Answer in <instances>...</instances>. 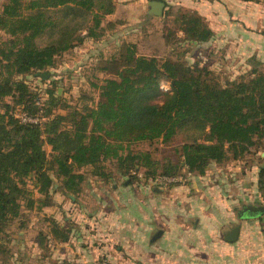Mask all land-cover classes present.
<instances>
[{"label":"trees","instance_id":"obj_1","mask_svg":"<svg viewBox=\"0 0 264 264\" xmlns=\"http://www.w3.org/2000/svg\"><path fill=\"white\" fill-rule=\"evenodd\" d=\"M114 4V0H5L0 6V33L6 36L0 47V234L20 216L22 206L38 211L50 207L53 177L64 195L80 191L85 178L77 170L90 168L93 176L106 177L101 163L109 160L119 175L128 178L137 177L143 168L149 170L143 171L149 182L176 177L178 166L171 164L155 176L157 164L149 153L130 151L133 143H168L184 132L182 167L190 176H203L211 164L239 161L264 140L263 72L252 69L251 79L221 85L206 69L138 56L134 43L98 68L113 78L93 86L99 98L94 107L62 106L53 85L40 99L22 78L46 79L56 59L89 39L98 40L104 31L101 18L114 13ZM192 16L177 18L179 31L184 40L207 43L212 31L202 17ZM162 83L169 87L165 93ZM13 108L38 122H20ZM57 108L70 110L54 114ZM257 177L264 202V162ZM26 179L33 180L42 199L31 197L24 187ZM50 233L55 241L68 240L67 231L57 223Z\"/></svg>","mask_w":264,"mask_h":264},{"label":"rangeland","instance_id":"obj_2","mask_svg":"<svg viewBox=\"0 0 264 264\" xmlns=\"http://www.w3.org/2000/svg\"><path fill=\"white\" fill-rule=\"evenodd\" d=\"M129 3L130 1H125L124 7L119 9L117 16L101 18L104 31L98 40L89 39L75 51H70L56 59L54 68L48 71V78L40 79L34 75H28L22 80L32 91H37L40 99L44 96V90L49 85H53V90L61 97L62 106L76 107L79 110L83 107H94L99 98L98 89L93 86H99L103 80L113 78V75L100 72L98 68L104 65L106 60L122 53L124 46L132 43L135 44L138 56L155 57L159 61L170 60L184 66L206 69L212 74L214 80L221 85H225L227 81L251 79L253 77L251 75L252 69L264 73V0L246 6L240 4V7L232 8L233 11L229 13V26L222 34L219 33L221 35L219 41L213 42L212 37L210 41L204 44L184 40L183 33L179 31L177 18L180 19L182 15H186L187 18L188 16L193 17L191 10L183 7L178 9L166 4L161 18L146 14L140 16L139 13L145 7L138 8L139 12L131 11L133 19L144 21L143 31L141 34L136 32L131 36H128L129 33L126 31L125 38L120 37L119 32L122 30H118L117 27L120 26L119 23H122L123 19L127 21L126 23L123 22L124 25H129L125 29L130 30L133 27V24H128L132 15H129L125 8V5ZM237 9H240L239 16L234 14L239 11ZM148 30L150 32L155 31V33L148 34ZM160 32L163 35L161 38H159ZM147 35H150L151 39ZM5 39L6 36L0 33V47H2ZM45 41L46 38H42V43ZM168 89L167 83L161 84L162 93ZM5 101L12 106L13 103L10 98L5 99ZM69 110L57 108L54 110V114L65 115ZM11 112L14 116L21 115L19 109L13 108ZM40 121L43 122L44 119L41 118ZM184 142L185 133L180 132L168 143L154 140L152 142L133 143L128 148L133 153H149L153 162L157 164L155 176L162 175V166L177 165L174 179H178L175 183L165 184L156 180L149 182L143 176V171L149 170L144 168L141 169L137 177L133 176V179L121 176L116 171L115 162L112 160L101 163L103 167L101 171L106 174V177L93 176L90 168L77 170L76 172L83 174L85 178L77 194H61L60 181L53 177V185L50 190V207L38 211L27 210L22 206L20 216L9 223L0 234V243L3 245L4 251L0 254V264H56L54 260L49 259L47 261L45 259L48 257L49 250L53 251L61 246V242L53 240L50 233L52 224L57 223L59 227L67 231L68 240L66 244L74 243L80 213L78 206H81L82 202L98 203L101 197L99 195L108 196L116 186L120 188L126 182L144 184L146 187L150 185V188L153 185L189 186L197 176H188L182 167L179 150ZM44 148L48 159H50L49 147L45 146ZM263 162L264 140L259 142L257 147L251 149L250 153L244 155L239 161H227L223 165L217 166L216 169L215 166H209L206 170L208 176L206 183L214 184L216 176L220 175L221 179L226 177L227 181L228 179L232 181L229 182V185H232L231 191H235L239 187L235 183L238 179L235 181V178L232 179L235 173L241 176L243 181L254 182L255 178H258L259 167L263 165ZM234 164L235 166H233ZM236 168L238 171L235 173L229 171L230 169L235 171ZM24 183V187L30 191L33 199H42L34 188L32 179H26ZM245 186H248L246 188L249 189V182ZM244 199L247 198L244 197ZM256 202L258 201L252 200L253 204H259ZM241 206L242 203H239V206L228 208V218L231 222L227 227L239 225L242 227L243 235L246 233L244 240H242V252L241 254L238 250L234 252V246H231V251L227 252V257L220 264H264V224L260 223L258 228H255L253 226L255 220L243 221L238 219L236 214ZM76 226L77 228H75ZM37 250L39 251L37 252ZM98 260L100 262L101 258Z\"/></svg>","mask_w":264,"mask_h":264},{"label":"crops","instance_id":"obj_3","mask_svg":"<svg viewBox=\"0 0 264 264\" xmlns=\"http://www.w3.org/2000/svg\"><path fill=\"white\" fill-rule=\"evenodd\" d=\"M4 1L0 0V6ZM114 1V14L109 15L110 18L117 16L125 1H130L125 8L132 15L128 24H133V27L125 29L129 25H124L123 22L127 21L123 19L117 27L122 30L118 31L120 37L125 38L126 31L128 36L136 32L141 34L144 21L133 19L130 12H139L138 8L145 7L139 14L149 15L147 3L151 0ZM158 1L187 8L202 17L214 34L213 42L219 41V33L227 30L232 8L251 4L238 0ZM237 10L234 14L239 16L240 9ZM147 33L154 34L155 31L148 30ZM159 35V38L163 37L161 32ZM148 38L151 39V36ZM210 166L217 168L216 164ZM229 171L235 173L238 169ZM206 173L194 178L189 186L153 185L150 188V185L146 187L144 184L126 182L120 188L114 187L108 196L99 195L98 203L82 202L78 206L80 213L75 242L60 243L57 249L49 250L45 259L54 260L56 264H220L227 257V252L231 251V246H234V252L238 250L241 254L242 240L246 235H243L241 226L237 225L239 232L236 241L228 243L224 240L226 233L233 228L227 227L231 222L228 208L242 203L236 214L238 217L246 205H263L257 191V178L254 182L248 181L250 188L247 189L245 185L248 182L241 180L242 177L235 173L232 179H238L235 183L239 187L231 191L229 182L232 181H227L226 177L221 179L219 175L214 184H208ZM252 200H257L259 204H253ZM240 220H255L253 226L258 228L260 223L264 224V215Z\"/></svg>","mask_w":264,"mask_h":264},{"label":"water","instance_id":"obj_4","mask_svg":"<svg viewBox=\"0 0 264 264\" xmlns=\"http://www.w3.org/2000/svg\"><path fill=\"white\" fill-rule=\"evenodd\" d=\"M148 5V14L156 17L162 16L165 4L162 1L151 0L147 3ZM261 215H264V206L263 205H246L242 211H240L238 218H257ZM239 228L238 226L233 227L226 235L224 240L228 243L236 241L238 237Z\"/></svg>","mask_w":264,"mask_h":264},{"label":"built area","instance_id":"obj_5","mask_svg":"<svg viewBox=\"0 0 264 264\" xmlns=\"http://www.w3.org/2000/svg\"><path fill=\"white\" fill-rule=\"evenodd\" d=\"M15 117L18 118L20 120V122H22V123H34L35 124L38 122L37 118H32V117H29L25 114H21L20 116H15ZM177 179L178 178L174 179V177H160V181L162 183H165V184L175 183V182H177ZM103 264H105V263H103Z\"/></svg>","mask_w":264,"mask_h":264},{"label":"flooded vegetation","instance_id":"obj_6","mask_svg":"<svg viewBox=\"0 0 264 264\" xmlns=\"http://www.w3.org/2000/svg\"><path fill=\"white\" fill-rule=\"evenodd\" d=\"M239 219H246V218H239Z\"/></svg>","mask_w":264,"mask_h":264}]
</instances>
